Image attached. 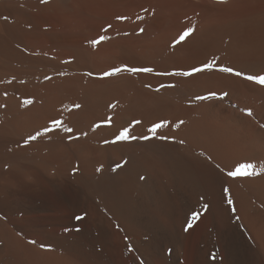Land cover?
<instances>
[{
	"label": "bare ground",
	"instance_id": "obj_1",
	"mask_svg": "<svg viewBox=\"0 0 264 264\" xmlns=\"http://www.w3.org/2000/svg\"><path fill=\"white\" fill-rule=\"evenodd\" d=\"M247 76L264 0H0V264H264Z\"/></svg>",
	"mask_w": 264,
	"mask_h": 264
},
{
	"label": "snow or ice",
	"instance_id": "obj_2",
	"mask_svg": "<svg viewBox=\"0 0 264 264\" xmlns=\"http://www.w3.org/2000/svg\"><path fill=\"white\" fill-rule=\"evenodd\" d=\"M42 2H47V0H42ZM193 30L194 29H192V28L187 29L182 35H180L179 41H183L185 39V37L190 35ZM140 31L143 32V29H140ZM99 39H100V41H102V40L105 39V37H100ZM179 41H177V42H179ZM92 43L95 44V43H98V41H93ZM212 67H213V65L211 63H207L202 68L194 67V68L191 69L190 72H181V73H177V74L184 75V76H190L193 73L201 72V71H204V70H211ZM219 70L221 72H224V73H233L236 76H240L241 75L240 72H235L234 69L231 68V67H221ZM121 71H127V72H130V73H135V72H138V71L151 72L152 69L151 68H135V67H125L123 69L122 68H114L111 71L105 72L104 75L105 76H111V75H115L116 73H119ZM246 79H248L250 81H255L256 83L264 85V76H247ZM211 95L215 96V93H212ZM75 107L79 108L80 105H76ZM248 114L251 115V112H249ZM109 120H110V118H109ZM55 123L57 125H59L61 122L60 121H55ZM137 123H139V121H137ZM159 127H161V125L160 124H156L150 129V131L155 133L156 129L159 128ZM66 130L67 131H71V129H66ZM37 135H39V133H37ZM35 139H36V136H29V140H35ZM116 139L117 140H127V139H129V131H128V129L124 128L122 131H120L119 134L117 135ZM252 168H254V165H252L250 163H248V164L242 163V164H239L235 168V171H229L227 173V175L230 176V177L253 175L254 173L248 171L249 169H252ZM224 191L227 192L228 189L225 188ZM228 203L232 204V200L229 199ZM205 207H207V205H205ZM195 218L196 217L193 216V220ZM77 219H80V217H77ZM189 226H191V224Z\"/></svg>",
	"mask_w": 264,
	"mask_h": 264
}]
</instances>
